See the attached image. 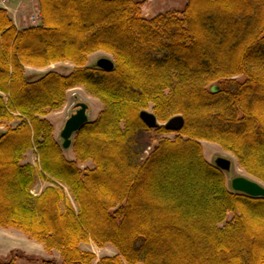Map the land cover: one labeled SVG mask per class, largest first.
I'll return each mask as SVG.
<instances>
[{
    "label": "trees",
    "instance_id": "1",
    "mask_svg": "<svg viewBox=\"0 0 264 264\" xmlns=\"http://www.w3.org/2000/svg\"><path fill=\"white\" fill-rule=\"evenodd\" d=\"M38 1L42 19L25 28L0 7V122L21 120L0 131V226L61 264H92L81 246L91 240L117 249L97 264H264V195L228 187L201 143L219 142L264 181V0H187L156 15L143 0ZM104 49L112 70L87 64ZM61 60L70 73H26ZM77 85L104 108L75 132L74 159L46 113ZM150 105L159 120L184 116L183 128L151 145V129L171 131L142 121ZM33 148L52 182L40 193L23 159Z\"/></svg>",
    "mask_w": 264,
    "mask_h": 264
},
{
    "label": "rangeland",
    "instance_id": "2",
    "mask_svg": "<svg viewBox=\"0 0 264 264\" xmlns=\"http://www.w3.org/2000/svg\"><path fill=\"white\" fill-rule=\"evenodd\" d=\"M12 1V0H11ZM180 0H178L179 2ZM19 2H22L20 0ZM34 3H39L38 0H33ZM144 5L142 6V11L143 13H149L151 15H156L159 11H165L168 8L171 9V7L165 8L164 2L162 0H143ZM187 3V0L182 3L181 7H184V5ZM20 8H22L23 5L20 3ZM178 8V7H177ZM15 14L17 10H14ZM40 7L39 4H36L34 7L32 6L31 12L29 13V20L28 24H38L41 21V13H40ZM13 13V14H14ZM27 24V22H25ZM23 24V25H25ZM111 58L114 60L113 55L107 51V50H95L92 53L88 55V65H94L97 63L99 58ZM75 67V64L70 61H57V62H52L50 65L43 66V67H36L34 65H29L26 67V73L30 76H40L42 73L55 70L60 73H70L71 70ZM2 94V92L0 91ZM67 97L65 104L59 108V109H53L52 111L49 110L46 115L47 118L51 121V123L54 126V135L58 139V141L63 144L64 139L62 136H60L61 131L64 128V123L65 121L73 114L75 113V106L77 102H83L87 103L89 105L88 107V116L90 120L96 119V117L100 114L99 112L104 108V103L100 100V98L91 92H89L84 85H77L74 86L73 88H70L67 90ZM147 110H152V105H150ZM155 113V112H154ZM20 119L16 118L10 122L2 121L0 122V131L6 130V127L9 126H15L18 123H20ZM160 125L164 124L165 121L159 120ZM177 134L176 131L173 132H159L157 130L151 129L150 131V143L153 145L155 142H158L164 137L167 138H173ZM74 138V137H73ZM202 143V151L204 153V157L212 163H215V158L217 156H223L225 158H229L232 161V167L231 169L225 173L226 175V182L228 187H232V178L239 177V176H244L247 177L248 179H254L264 185V181H260L257 179L255 176L252 174H249L238 162L236 156L230 151L226 150L219 142H215L212 140H207V139H201ZM65 156L74 158L75 155L73 153L72 146L69 148L64 149ZM24 161L25 162H31L36 165L38 169V176H37V181L35 183V186L32 188V191L34 193H40L46 186L52 184L51 181L44 179L43 176L41 175L42 169H40V159L38 157L37 151L35 148L30 149L26 152L24 155ZM94 164L92 161H88L86 163H82V167H88V166H93ZM64 190L66 191L67 196H69L70 200H72L73 204L75 207H77V203L73 198V195L71 191L69 190L68 186H63ZM229 218L231 219L233 217L232 213L228 214ZM0 230L2 233H0V257L1 258H6L7 256L10 255V253L13 251L12 257L15 258V264H61L62 262V257L61 255L56 251H47L45 249V246L40 243L39 241L34 240L33 238L29 237L27 234L25 235L21 230L17 228H10V227H2L0 226ZM5 234V238L4 235ZM82 248L88 251H93L96 253V260L92 262V264H97L98 260L101 259L104 255H111L117 253L116 247L113 245H106L100 247L96 242L93 240L88 241V242H82L81 244ZM21 251L24 254H28L32 256V259L29 258H21L17 257L15 254V251ZM16 256V257H15Z\"/></svg>",
    "mask_w": 264,
    "mask_h": 264
},
{
    "label": "water",
    "instance_id": "3",
    "mask_svg": "<svg viewBox=\"0 0 264 264\" xmlns=\"http://www.w3.org/2000/svg\"><path fill=\"white\" fill-rule=\"evenodd\" d=\"M97 66L101 69L112 70L114 67V60L108 57L99 58ZM75 113H73L64 123V128L61 131L60 136L64 139L62 146L65 148L71 147L75 132L82 126L86 121L89 120L87 103L77 102ZM140 117L142 121L148 126V128H157L164 126L168 131H180L186 120L182 115H174L172 118L165 121L164 124L160 125L156 114L153 111L147 109L141 110ZM215 165L218 166L224 172H228L232 167V161L223 156H217L215 158ZM232 187L234 190L245 192L249 195L262 196L264 195V185L254 179H248L244 176L232 178Z\"/></svg>",
    "mask_w": 264,
    "mask_h": 264
},
{
    "label": "crops",
    "instance_id": "4",
    "mask_svg": "<svg viewBox=\"0 0 264 264\" xmlns=\"http://www.w3.org/2000/svg\"><path fill=\"white\" fill-rule=\"evenodd\" d=\"M19 1L20 0H12L11 6H10L11 10H9L10 16L12 17V19H14V22L16 26H18V28H25V27L31 26L32 24H28V21H27L29 20L28 19L29 13L31 12L32 6L34 7L36 4H39V3H34L33 0H22V2H19ZM185 1L186 0H180L179 2L178 0H162V2H164V4L166 5L165 8L171 7V9H178L182 5V3H184ZM20 3H22L25 6L20 8V5H21ZM14 10H17L16 14L14 13L15 12ZM25 22H27V24H25ZM0 233L3 234L1 230H0ZM3 236L5 238V234Z\"/></svg>",
    "mask_w": 264,
    "mask_h": 264
},
{
    "label": "built area",
    "instance_id": "5",
    "mask_svg": "<svg viewBox=\"0 0 264 264\" xmlns=\"http://www.w3.org/2000/svg\"><path fill=\"white\" fill-rule=\"evenodd\" d=\"M11 3H12L11 0H0V7L4 8V9L6 8V9L11 10V8H10Z\"/></svg>",
    "mask_w": 264,
    "mask_h": 264
},
{
    "label": "flooded vegetation",
    "instance_id": "6",
    "mask_svg": "<svg viewBox=\"0 0 264 264\" xmlns=\"http://www.w3.org/2000/svg\"><path fill=\"white\" fill-rule=\"evenodd\" d=\"M75 110H76V107H75Z\"/></svg>",
    "mask_w": 264,
    "mask_h": 264
}]
</instances>
